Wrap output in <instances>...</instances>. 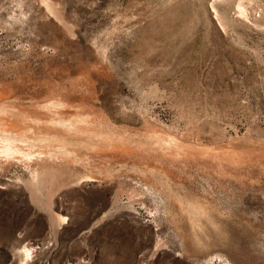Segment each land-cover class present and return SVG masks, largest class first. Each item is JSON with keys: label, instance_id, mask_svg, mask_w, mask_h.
Listing matches in <instances>:
<instances>
[{"label": "rangeland", "instance_id": "374dc122", "mask_svg": "<svg viewBox=\"0 0 264 264\" xmlns=\"http://www.w3.org/2000/svg\"><path fill=\"white\" fill-rule=\"evenodd\" d=\"M23 263L264 264V0H0Z\"/></svg>", "mask_w": 264, "mask_h": 264}, {"label": "bare ground", "instance_id": "6f19581e", "mask_svg": "<svg viewBox=\"0 0 264 264\" xmlns=\"http://www.w3.org/2000/svg\"><path fill=\"white\" fill-rule=\"evenodd\" d=\"M51 6V5H50ZM1 129H3V128H1ZM8 133V132H7ZM31 249H33V248H31V247H28V246H24V248H23V253H24V257L26 258V257H28L29 256V253H30V250ZM23 253H22V255H23ZM32 255V254H31ZM30 257V256H29ZM28 259V258H27ZM25 261V260H24ZM29 261V260H28ZM23 262V261H22ZM21 262V263H22ZM25 263V262H24ZM23 263V264H24ZM27 263V262H26Z\"/></svg>", "mask_w": 264, "mask_h": 264}]
</instances>
